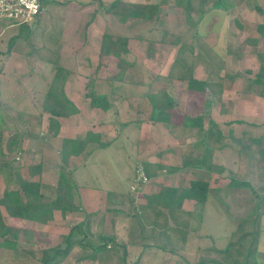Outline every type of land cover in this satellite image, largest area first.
Returning a JSON list of instances; mask_svg holds the SVG:
<instances>
[{
    "label": "crops",
    "instance_id": "crops-1",
    "mask_svg": "<svg viewBox=\"0 0 264 264\" xmlns=\"http://www.w3.org/2000/svg\"><path fill=\"white\" fill-rule=\"evenodd\" d=\"M58 1L59 4H57L58 6L55 7L62 6L61 10L54 7L51 9V11L58 14L57 11L61 13V11L65 10L62 21L64 35L61 34L58 39L54 36H50V40L47 42V44H42L43 38H36L35 40L29 39V33L31 32L22 30L28 25H2L0 27V73L5 71L13 72L14 70H16L17 73H24V71L26 70L38 71V66H40L43 61L39 59V56L51 55V52L49 51L50 48L54 50V52L52 51L53 54L57 55L60 49L66 51L70 50L71 53L69 55L74 56V67L78 71L81 70L83 72H89V68L94 63L95 67L96 65L106 66V61L112 60V64L114 67L112 68V70H119L118 68H121L120 72H122V74L120 76L116 77L114 80L112 79L106 82L104 87L107 86L109 91L108 89H106L99 93L108 94L109 96V94H112L116 90H119L118 93L122 94V89L125 86H130L133 90L134 96H132L131 98H123L117 94V96H119L118 99L110 100L111 107L107 111L103 110L102 108L92 107L91 105H88L87 98L83 96L84 93L81 94V92L83 91V89L80 88V86H83L81 82L78 81L79 87L77 88V86H73L71 81H67L64 89L68 98H70L75 103L79 111L71 114L70 117H57L60 122V130L65 129L66 131V134L60 135L67 138L81 139L84 138L88 132H92L94 134H99L101 140L107 143V145L104 147H99L97 145V142L90 143L86 148V151H89L83 154L71 156L68 163L66 164L68 169L71 172L73 171L76 179H78V185L80 184L81 186L80 189L82 198L85 201L86 205L94 207L95 205H98V203L102 202V197L105 198L107 195H110L108 198H112L113 195L121 196L119 200L115 201L116 203H128L129 201L130 205L139 203L141 206L145 204L143 200H141L140 202L136 200V197L131 196L130 198H127V194H129L130 196L132 190L127 193H116V189H114L115 191L111 188L106 190V188L103 186V166H109L112 170V173L109 174L111 179H117L121 182L120 184L122 185H127L129 184L128 182L133 183V181L135 180L134 172H131L130 170L131 173H127V171L129 170L123 169V167L125 166L124 162L128 159L127 154H124V143H126V137L122 134L120 136L119 134L116 135V133L114 132L115 130L113 129L112 124H115V122L117 121L121 123L123 127H132L137 131H140V137H143L142 142L140 141V143L135 147V154L139 155V157L144 158H140L144 161V168L149 169L150 180L156 182L154 184V186L156 187L155 190L152 193L148 194L157 192L160 185L187 187L190 185V182L192 180L198 179L204 180L209 184V190L205 203L197 205L194 199H184L182 209L179 211L180 216L191 213V206L192 208L197 207L199 209V214L197 213V216L200 217L201 222L206 221V219L207 221H211L212 217H215L216 214H218V216H222L220 210H223V212H225L224 210L230 208V193L232 191H235L238 194L242 193L245 189H249V187L244 186H232V181L248 182L252 185V188H256V185L258 184H263L261 183V179L259 178L261 171L264 170V166L262 165V163H264V155L260 151L261 148H256V150L252 148L256 147L255 144L260 143L258 141H255V139H261V137H264V133L262 134L260 132L258 135H256V130L253 128L255 123L249 124L244 121L242 123V126L246 125L252 128V130H249L247 128L245 130L251 131L253 135L259 137H250L249 141L251 143V146H249L243 142L242 138V141H239L237 138H235L238 134H231V121H228L224 122L226 124L223 125L225 126V128L227 127V131L229 132H226L224 126H220L219 129L221 130L222 137L219 139L214 138V132H211L209 130L213 128L210 123H218L212 120L214 119V113H212V109L217 103L213 101L214 98L212 97L209 90L199 91L196 89H190L188 87V79L193 77L198 80H205L207 82L221 84L223 86L222 98L225 99L237 97L236 94H234V97L227 96L228 89H232V87L237 88V86L241 87V85H243L244 88L248 89L253 85H259L261 87L264 86V78L261 80V78L258 77L260 72V62H258L257 56L258 52H262L264 50V46L261 50H258L257 53H254V62L253 60H251L252 62H250L249 51L251 49V43L246 44L251 40H253L254 43L256 42V39H251V35L259 34L260 36L257 35V37L264 38L258 31V25H264V0H120L119 4H117L116 6H112V3L118 0ZM43 4L44 5L42 13L34 22H32L33 25L30 27L32 31L33 27H35L34 23H37L38 26L42 25L45 21L44 12L48 10L49 7L54 6H48V0H46ZM153 5L158 7L156 8V12H153L154 7H151ZM172 5L174 6L172 7ZM96 8H100V10H98L97 12ZM134 10L140 11V14H135ZM252 17H255L257 19V22L253 23ZM83 18H85L84 21H82ZM30 25L31 24H29V26ZM118 25L122 26L126 30V32L123 34H115L112 30L116 29ZM184 28H187V30L183 31ZM175 31H180V33L175 38L176 41L173 42L170 39ZM106 33L109 34L108 39H110V41H116L119 38L126 39V49L125 51L118 49L120 52L119 56L102 53L101 47L104 34L106 35ZM153 35L156 38H152L151 36ZM187 38L188 40H184ZM219 40H221L222 42L224 41V43L222 45L220 44L217 48L207 45V42H209L210 45H214L215 43L219 44ZM54 41H57V43H54ZM188 41L190 42L189 44H187ZM202 43L205 45L210 54H205V57L208 60V63H206V65L203 63L204 61H200L201 59H204V56L199 51ZM17 47H21L23 49L26 48V51H18ZM167 49H173V51L170 53L167 51ZM166 53H168V56L167 60L164 61L162 58L166 55ZM185 53H192L195 54L194 57L201 58L197 60V62L192 61L191 64L193 66L191 65L190 67H188L187 64L189 63L185 59ZM32 55H36L34 57L35 59L32 58V64H29L28 66V60L25 58L31 57ZM75 56H78L80 60H77L78 58L76 59ZM19 57L21 58L19 64L25 66V68H23L22 70L18 66L16 67L14 64H12L17 62L16 58ZM135 57H137V59L139 60L138 63H136ZM230 63H233V65H231V70L229 71L227 70V68L230 66ZM253 63H255L254 65L256 66H254ZM134 65H136V68L134 67ZM27 66L30 67V69L27 68ZM206 66L208 67L206 68ZM132 69H134L139 75H141L142 78L147 72L156 73L154 75H157V77L155 78V80L158 79L157 84L154 85L151 82L149 85V88L151 86V90H157L159 85H161L158 83L166 84L169 80H173L172 85H176L175 83L178 82L179 79L176 78L175 75L181 70L188 73V76L186 77V90L184 91H186V94L191 93L192 95L198 97L202 94H206L205 99L201 100L204 106L206 105L208 108L210 107L212 113V118L207 116L208 118H210V122L208 124L209 127L206 129L207 126L205 123L203 131H199L194 127L190 128V131L195 132V137L190 136L186 139L174 137L170 132H168L162 122L154 121L152 119V122H142L140 124L141 129L140 127L138 128L135 125H131V122L128 119L122 122V117H120V115L128 114L129 110L132 111V113L129 114L130 118L133 121H136L138 119L135 115L139 114V107L137 108V106H135L134 104V106L136 107V112H134L133 109L129 107L131 105V101L137 100V98L140 96L143 97L141 95V91L143 89H146L147 91L148 81L144 83L142 81L131 82L129 78H125V83L119 81L121 77H123V74L125 75V72H127V70L129 71L127 73V76H129V74L132 73ZM214 72L219 73L217 77L223 84L212 79V73ZM103 81H100V83ZM18 84H10V86H8V90L6 91L3 89V84L0 85L1 99L6 100V98H9L18 103L16 100L20 98H16ZM166 88V93H169V95L173 97V95L170 93H172L171 90L176 88V86H166ZM33 89H36V87H33ZM33 89L30 90L31 94H33V96L38 95V93L34 92ZM11 90L15 91V94L14 92H11ZM144 91L145 90L142 91V94L146 93ZM259 93L260 95L254 96V100L256 101L255 103H257L259 99L264 100V92ZM33 96L32 98H35ZM173 98L176 99V101L178 99L175 97ZM244 99H247V97H245ZM123 102L125 103L123 105H120ZM177 102L178 107L182 108L180 98ZM253 106L255 108L256 105ZM175 111L176 108L170 110L171 122L177 121V119H175V116L177 115L176 113L174 114ZM201 112H203V110L196 112L192 111V115H200ZM242 113H245L244 108L242 109ZM252 115L253 120H249H251L252 122L256 121L254 119H256L258 115ZM221 116H223V120H225V117L231 119L230 114H222ZM71 118L77 119V122H71ZM244 119L248 120L247 118ZM79 130H82V133L77 134V131ZM246 133L248 134V132ZM121 136H123V144L121 146H118V143L121 141ZM162 137L166 142L173 141L174 144L172 145H176V143L179 141V146L172 149L176 150L175 154L177 155H179V152H181V154H184L183 157H186L188 161H193L195 160L194 158L200 156L198 152L199 150H195L197 149L195 148V145L200 146L201 143H204L205 146L202 147V149H204L202 152H204L206 148H213L212 163L214 162V166H217H215V169L211 171L203 165L182 166V160L180 159L177 162H172V160H170V154L168 153L169 149L167 147H164L162 149L157 148L158 145H161L162 143ZM228 137L230 138V140H232L231 142H227ZM247 137H249V134ZM63 138L61 139L59 150L55 151L58 162H60V155L58 157V153H60ZM193 139L195 140L193 141ZM231 143L240 144L241 152L233 151L231 153V148L233 147ZM214 144L217 145L215 146ZM95 146L99 148H95ZM138 147H140V149ZM113 150L115 152H113V154H110ZM121 150L124 153L121 152ZM52 151V148L45 149V152L43 151V155L45 154V156H47L49 153L51 154ZM221 151L223 152V154H225L223 156L222 163L217 161L216 156ZM230 153L235 157H230ZM102 155L104 156V158H102ZM113 157H115V160L112 159ZM73 161H76L77 164H75V162ZM48 162L49 161H47V159H45V162H34L30 164L31 166L26 167V169L29 172L31 168H35L40 165L39 163H41V169H43L46 168V163ZM104 163L105 165H103ZM197 173H199L200 176H197ZM203 173L208 174V177H201ZM29 176L31 175L29 174ZM34 176H37V173ZM128 176L129 178L127 179ZM31 180L36 181L37 179L31 178ZM128 188H130V185L128 186ZM132 192L136 194L139 191ZM125 198L126 200H124ZM212 204H215V213L212 211L214 209L212 208ZM203 205L205 206L204 211ZM140 206H137V208L140 209ZM108 208H110L111 211L118 215L120 213L126 214V211L123 210V208L117 209L118 207H116L115 204L113 206H109ZM148 210L152 211V209L149 208ZM0 211L7 223H11L12 221H14L15 223L27 221L26 219L10 216L6 212L5 208L1 205ZM164 212L166 213V211ZM165 213L161 216H164ZM194 215L195 213L193 214V216ZM246 222L247 220L240 221L238 224V229H240L241 226ZM167 228L171 227L167 225L165 229ZM165 229L156 228L155 233L159 235L157 236L158 239H168V234L166 233ZM171 232L174 233V240H178L180 244L187 237L186 235H189L190 230L182 229L178 232L174 228V230ZM140 237L142 238L141 234ZM210 238L213 243L210 248L213 250L215 240L212 234ZM257 245L260 248V245L256 243V246ZM259 251L261 250H258V252Z\"/></svg>",
    "mask_w": 264,
    "mask_h": 264
},
{
    "label": "rangeland",
    "instance_id": "rangeland-1",
    "mask_svg": "<svg viewBox=\"0 0 264 264\" xmlns=\"http://www.w3.org/2000/svg\"><path fill=\"white\" fill-rule=\"evenodd\" d=\"M58 2H59L58 0H51V1L48 0L49 3L48 6H52V5L54 6L49 7L48 10L44 12L45 21L42 25L38 26L37 23H34L35 27H33V31L32 29H30L33 23H31L30 26L28 25L27 27L22 29L31 32L29 33V39L35 40L36 38L39 39L43 38L42 44L44 43L47 44V42L50 40V36H54L58 39L61 36V34L64 35L62 21L65 14V10L61 11V13L57 11L58 14L51 11L52 8L58 6L57 5L59 4ZM173 6L174 5H172V7ZM55 8H59V10H61L62 6ZM98 10H100V8L99 9L96 8L97 12ZM84 19L85 18H83L82 21H84ZM252 19H253V23L257 22V19L255 17H252ZM184 30H187V28H184L183 31ZM112 31L115 34L116 33L123 34L126 32V30L120 25H118L117 28ZM179 33L180 31H175L173 36H171L170 40L175 42L176 41L175 38L178 36ZM257 35H251V39H256L255 43L253 40L246 43V44L251 43L250 44L251 49L249 51L250 62H252L251 60H253L254 62V53H257V51L261 50L264 46V38L257 37ZM151 37L156 38L154 35ZM184 40H188V38ZM54 43H57V41H54ZM189 43L190 42L188 41L187 44ZM223 43L224 41L222 42L221 40H219V44L215 43L214 45H210V43L207 42V45L214 46L217 48L220 44L222 45ZM173 49H169V50L167 49V51L171 53ZM17 50L26 51V48L23 49L21 47L20 48L17 47ZM49 51L51 52V55L39 56V59L43 61L42 64L40 65L42 67L38 66V71L26 70L24 71V73H17L16 70L13 69L14 70L13 72L5 71L0 73V85L3 84L4 86L3 89L5 91L8 90V86H10V84L17 85L19 83L18 89L16 91V98L20 97L19 99H16L18 103H16V101L12 99L6 98V100H3L0 97V167L3 162L1 155V151H2L3 156H5L4 160L9 159L14 161V164L20 167L21 175L23 177L30 180L31 178L37 179L42 185V190L48 196H51L53 194L52 192H50L52 190L51 187L57 186L60 170L63 169L61 159L60 162H58L55 151L59 150L61 139L64 137L62 135L66 134V131L65 129H63V130H59L58 134L54 133L53 129H51L49 125L50 113L43 110L42 102L53 80L56 68L58 66H62L63 68L69 71V75L65 82L64 89L67 81H71L73 86H77V88L79 87L78 81L81 82V84H83V86H80V88L83 89L81 94L84 93L83 96L87 98L88 105H90V98L86 95L88 84L93 83V88L95 92L99 93L101 91L108 89L107 86L104 87L108 80L109 81L112 79L114 80L116 77L120 76L122 72H120L121 71L120 67L118 68L119 70L117 69L112 70V68H114L112 64L113 60L106 61L107 63L106 66L96 65L95 67V63H94L89 68L90 69L89 72H83L81 70L78 71L74 67V61H75L74 56L69 55L71 53L70 50L66 51L60 49L58 51V55L53 54L54 50H52L51 48L49 49ZM199 51L204 56V59L203 60L201 59L200 61H204L203 63L206 65V63H208V60L206 59L205 56L210 54L203 43L201 44V48H199ZM185 54H186L185 59L189 63L187 64L188 67L192 65L191 64L192 61L197 62V60L201 58V57H194L195 54L192 53H185ZM35 56L36 55H32L31 57L25 58L28 60V66L29 64H32L33 61L32 58H34ZM167 56L168 53H166V55L162 59L166 61ZM75 58L76 59L78 58L77 60H80L78 56H75ZM20 59H21L20 57L16 58L17 62L12 64H14L16 67L18 66L22 70L23 68H25V66L19 64V62L21 61ZM135 61L136 63L139 62L137 57H135ZM258 62H260V59H258ZM254 64L255 63H253V65ZM136 65H134L135 68ZM231 65H233V63H230V66L227 68V70L229 71L231 70L230 69ZM28 66L27 68L30 69V67ZM207 67L208 66H206V68ZM128 70L127 72H125V75L123 74V77H121V79L119 80L120 82L125 83L126 82L125 78H129L131 82L142 81L144 83L148 81V84H147V91L146 89H143L145 90L144 92L146 93L142 94L143 90L141 91V95L143 97L140 96L137 98V100L131 101V105L129 107L132 108L134 112H136L135 106H137V108L139 107V114L135 115L138 119L136 121H133L129 115L132 113V111L129 110L128 114L120 115V117H122V122L128 119L131 122V125H135L138 128L140 127V129H141L140 124L142 122L144 121L152 122L151 120L152 103L150 99L151 95L155 94L161 96L163 93L167 92L166 86L167 87L176 86V88L171 90L172 93L170 94H172L173 97L175 98L178 99L180 98L182 103V108L178 107V102H177L178 99L176 101V99L172 97L177 102V106L172 108V109L176 108L174 114L175 113L177 114L175 116V119H177V121L171 122V126H172L171 131L169 128H167L164 125L168 130V132H170L171 135H173L174 137L186 138V139L190 136L195 137V132L190 131L189 130L190 127H186L182 124L185 116L187 115L194 116L192 115V111L196 112L200 110L201 111L203 110L201 114L205 116L203 122L204 124L206 123L207 126L206 129L209 127L208 124L210 122V118L208 117H211V114L214 113L213 114L214 119L212 120L218 122L215 125L219 128L220 126H224L223 124H226L224 122L231 121L230 122L231 123L230 128L232 131L231 134L233 133L238 134L237 137L235 138H237L238 140L242 138L243 142L246 143V145L251 146V143L249 141L250 137L255 135H253L251 131L245 130L246 128L252 130V128L246 125L242 126V123L244 121L249 124L255 123L253 128L256 130L255 133L256 135H258L260 132L262 134L264 133V100L259 99L257 103H255L256 101L254 100V96L260 95L259 92H264V86L261 87L259 85L258 86L253 85L252 87L246 89L244 88L243 85H241V87L237 86V88L232 87V89L231 88L228 89L227 96L234 97V94H236L237 97L231 99H225L222 98L223 94H221V99H213V101L216 102L217 104H215L211 113L210 107L208 108L206 105L204 106V104H202V100L205 99L206 94H202L198 97L192 95L191 93L186 94V91H184L186 90V77L188 76V73L183 72V70H181L175 75V77L179 79V81L175 83L176 85H172L173 80H169L167 81V83L165 82L168 85L164 83H158L161 85H159L157 90L155 89L151 90V86L149 88L151 82L154 85L157 84L158 79L155 80L157 75H154L156 73L147 72L144 74L142 78L141 75H139L134 69H132V73H130L129 76H127V73L129 72ZM212 74H213L212 79L214 81L222 83L221 81H219L217 77L219 73L214 72ZM100 81L103 82L100 83ZM33 87H36V89H33ZM32 89L34 90V92L38 93V95H36L38 97L33 96V94H31L30 90ZM11 92H14L15 94V91L11 90ZM118 92L119 90H116L114 93L109 94V96L108 94L106 95L109 97V100H113V99L117 100L119 96L123 98H128V97L131 98L132 96H134L133 90L130 86H125L122 89V94ZM184 92L186 95L184 94ZM117 94L119 96H117ZM167 94L169 95V93ZM32 96L35 98H32ZM244 96L247 97L248 100L244 99L245 98ZM124 103L125 102L121 103L120 105H123ZM253 105H256L255 108ZM243 108L246 114L242 113ZM222 114H230L231 119L225 117L226 121L223 120L222 119L223 116H221ZM252 114L258 115L257 118L254 119L256 121L253 122L251 121L253 120ZM244 118H247L248 120ZM71 122H77V119L71 118ZM214 123H210V125L214 127ZM112 126L113 129L115 130L114 132L116 133V135L119 134L120 136L122 134L123 136L126 137L125 140L126 143H124L125 153L122 150L121 152L127 154L128 159L124 162L125 166L123 167V169L129 170L127 171V173L134 172L135 180L133 181V183L128 182L129 184L122 185L120 184L121 182L118 181L117 179H113V178L111 179V177L109 176V174L112 173L110 167L103 166L102 167L103 170L101 169L103 186L106 188V190H108L109 188H111L112 190L116 189V191L114 190L116 193H127L130 192V190L139 191L136 194H134L131 191L130 196L129 194H127V198H130L131 196L136 197V200H138L139 202L143 200V202L146 203L145 201L146 195L148 193H152L155 190L156 187L154 186V184L156 182L150 180V178L148 177V181H146L145 184L141 185L139 189H135V190L133 189V187L137 185L136 180L139 174L138 169L140 168V166L144 168V164H143L144 161L140 159L143 157H139V155L135 154V147L140 143V141L142 142L143 137H140V131H137L132 127H123L121 123H119L118 121L115 122V124L113 123ZM194 128L198 129L196 127ZM225 130L226 132H229L227 131V127L225 128ZM245 131L248 132L249 137H247L248 134ZM78 133H82V130L77 131V134ZM123 136H121V141L118 143V146H121L123 144L122 142ZM12 138L15 139L16 144L9 146V142L11 141ZM162 139L163 140H161L162 141L161 145H158L157 148L162 149L164 147H167L169 149L168 153L170 154V160H172V162H177L179 159L182 160L183 162L184 154H181V152H179L178 153L179 155H177L175 154L176 150L172 149L174 147L179 146V141L176 143V145H172L174 144L173 141L166 142L163 137ZM261 139L262 142L255 144L256 147H253L252 149L256 150V148L260 149L264 147V137H261ZM194 140L195 139H193V141ZM231 141L232 140H230V138L228 137L227 142H231ZM231 144L233 145V147L231 148V153L233 151L241 152L240 144L237 143H231ZM214 145L216 146L217 144ZM204 146H205L204 143H201L200 146L195 145V148H197L195 150L197 151L199 150L198 152L200 156H202L204 153L202 152L204 150L202 149V147ZM50 148H52L53 150L51 154L49 153L47 156H45V154L43 155V151L45 152V149H50ZM95 148H99V147L95 146ZM138 148L140 149V147ZM87 151L85 150L81 154L86 153ZM111 152L112 153L110 154H113V152L115 151L113 150ZM231 153H230V157H235ZM59 155L60 153H58V157ZM224 155L225 154H223L222 151L219 152V154L216 155L217 161L222 163V159ZM102 158H104L103 155ZM45 159L49 161L48 163H46V168L41 169V172H39V175L37 173V176H32V177L29 176L30 173L28 172L26 167L31 166L30 164L34 162L36 163H38L39 161L45 162ZM112 159L115 160V157H113ZM73 162L77 164L76 161ZM39 164L41 165V163ZM214 164L215 163L213 162V165ZM103 165H105V163ZM262 165L264 166V163H262ZM72 174L79 193L77 195L75 194L74 203L77 205L80 204V209L67 211L66 213H62L61 211L56 210L54 212L53 219L48 221L46 224L39 223L36 221H30V220L16 222V223L12 221L11 223H9L21 228V232L19 233L17 239H12V241L14 240L15 242V248L5 245L0 246V264H42L41 259L44 249L59 244L60 242L63 243L64 236H66L70 232L71 227L75 223H78L84 219L90 220V234L88 236V239L93 243H99L98 236L100 234L116 235L117 240L126 245V250H127V255L125 258L126 261H123V259L121 258L122 257L121 248L112 247L111 245H108V250L99 253L96 258H90V257L81 258V256L86 252V250L83 248V246L79 244H75L70 250V253L67 254L60 261L59 264H197L200 262L201 259L208 258L210 256L216 258L217 260L224 261L226 255L224 256V252H222V250L227 248L230 242H231V246L228 248L229 253H235L238 244H240L239 249L240 252H242L246 249L249 242H251V240L256 236H258V241L257 242L255 241L254 243L259 244L260 248L257 245V249L261 250L259 251V258L257 259L260 260L262 264H264V213L263 215L260 214L259 218H256L255 208H254L256 204V200L264 196V170L261 171L259 178L261 179V183L263 184L256 185L257 187L256 188L253 187L254 189L253 188L245 189L242 193L237 194V192L235 191L234 192L232 191L230 193L231 194L230 208L224 210L225 212H223V210H220L222 216L220 215L218 216V214H216L215 217H212L211 221H207L206 219V221L201 222L200 217L197 216V213L199 214V209L197 207L192 208L191 206H190L191 213L185 214L183 216H178L177 221L178 222L187 221L189 223L187 230H190L189 235L185 234L187 237L180 244L178 240H174L173 237L174 233L171 232L169 233L168 239L167 240L165 239L167 242L161 237H160L161 239H158L156 237V239L152 240L151 237H154V235H150L151 230L153 233H155L156 228L157 229L162 228V224L164 221L162 216L158 217L150 210L146 212L148 216L147 220L145 218L144 220L142 219L144 223V228H143L144 231L142 233L141 226L137 222L140 221L141 219L138 220L135 217V213L137 212L138 209L137 206H140L139 203H136L134 205L133 204L130 205L129 201L128 203H120V202L116 203L115 201L119 200L121 196H115V195L112 196L111 194L112 198H108L110 195H107L105 198L102 197L103 199L102 202L98 203V205H95L94 207L86 205L85 201L82 198L81 189H80L81 186L80 184L78 185V181H77L78 179H76L73 171ZM197 176H200L199 173H197ZM201 177L207 178L208 174L203 173ZM128 178L129 176L127 177V179ZM7 185L8 184L5 179V173L0 172V196L3 194V191L6 187L9 188L10 186V188H16L18 186L16 182L14 183L9 182V186ZM129 185L130 188H128ZM124 200H126V198ZM114 204L116 205V207H118L117 209L123 208V210L126 211V214L123 212L124 214L120 213L118 215L113 211H111L110 208L108 207L113 206ZM214 206L215 204H212V208H214ZM204 210H205V206L203 205V211ZM215 210L216 208H214L212 211L215 213ZM194 213L195 215L193 216ZM170 218L168 221H170L171 223L168 221L167 223L170 226L175 227L176 224L174 222L175 220L172 217ZM243 220H247V222L244 225H242L240 229H238L239 222ZM151 223H153L155 227H151L150 226ZM28 232H30L31 235ZM257 232L258 234H256ZM140 234L142 238L140 237ZM211 234L215 240L214 241L215 245L213 250L210 248L211 245L213 244L210 238ZM154 240L156 241V243L154 242ZM2 242H3V238H0V245ZM173 242L178 244H175ZM146 243L152 244L153 247L152 248L144 247ZM157 245H165L167 248L173 247L174 249L176 248V251L174 253L169 251L168 249L161 250V248H158ZM86 249L91 251L89 247ZM237 258L241 259L242 256H237Z\"/></svg>",
    "mask_w": 264,
    "mask_h": 264
},
{
    "label": "trees",
    "instance_id": "trees-1",
    "mask_svg": "<svg viewBox=\"0 0 264 264\" xmlns=\"http://www.w3.org/2000/svg\"><path fill=\"white\" fill-rule=\"evenodd\" d=\"M45 1L46 0H42V4ZM119 2L120 0L112 3V6H116L117 4H119ZM151 7H154L153 12H156V8L158 7L155 5ZM134 13L140 14V11L134 10ZM24 25L26 24H22L19 26ZM258 31L260 32L261 36L264 37L263 24L258 25ZM108 38L109 34H104L101 47L102 53L119 56L120 49L125 51L126 39L117 38L118 40L116 41H110V39ZM257 56L258 59H260V72L258 77H260L262 80L264 78V50L262 52H259ZM68 75L69 71L63 68L62 66H58L56 68L53 80L42 102L43 110L51 114L49 125L50 128L53 129L55 134H58L60 130V122L57 117H67L79 111L78 107L70 98H68L64 90V85ZM188 87L190 89H196L199 91L209 90L214 99H221V94L223 91V86L219 83L198 80L193 77L188 79ZM86 95L90 98V105L92 107L102 108L105 111H107L111 107L109 97L106 94L95 92L93 88V83L87 85ZM150 99L153 108L151 113V119L154 121L162 122L171 131L172 126L170 121V110L177 106V102L167 93H163L161 96L153 94L151 95ZM204 118L205 116L203 114L197 116L187 115L184 117L183 125L190 128L196 127L199 131H203ZM215 124L216 123H214V127L211 128L209 131L214 132V138L219 139L222 137L221 130ZM239 141H242V139L240 138ZM255 141H258L260 143L262 142L261 139H255ZM92 142H97V145L99 147H104L107 145L106 142H103L101 140L99 134H94L92 132H88L87 135L81 139L67 137L63 138L60 149V159L62 162L63 169L60 170L57 186L52 188L51 190V192L53 193L51 196H48L42 190V185L39 181L24 178L21 175L20 167L16 166L14 164V161L12 160H4L5 156H3V153L1 152L3 162L0 167V172L5 173V179L8 184L7 186H9V182H16L18 186L16 188H10L9 186V188L6 187L4 189L3 194L0 196V205L3 206L6 212L12 217L36 221L43 224H46L48 221L53 219L54 212L56 210H59L62 213H66L67 211L79 210L80 204L77 205L74 203L75 194H79L77 185L74 181L72 172L68 169L66 164L68 163L69 158L71 156L81 154ZM14 144H16V141L14 138H12L9 142V146ZM260 151L264 155V147L261 148ZM212 154L213 148H206L203 155L197 156V158H194L195 160L193 161H188L186 157H183L182 166L203 165L208 170L212 171L215 169V166L212 163ZM144 171L149 177V169L144 168ZM39 172H41V165H38L35 168H31L29 171L31 176H34L36 173ZM232 186H244L252 188V185L245 181H232ZM208 190L209 184L206 181L199 179L192 180L190 182V185L187 187H173L160 185L157 192L146 195V203L144 205H141L140 209H137V212L135 213V217L138 220L141 219L140 221H137L141 226V232L143 233L144 231V223L142 219L144 220L145 218L147 220L148 218L146 213L148 211V208L152 209V212L155 213V215L157 214V216L163 215L165 213L164 211H166L165 215L162 216L164 221L162 224V228L164 229L165 227H167V225H169L167 221L170 217L175 220V227L169 225L171 228L165 229L166 233L168 234V237L169 233L173 231L174 228L177 231L182 229L187 230L189 226V223L187 221H177L178 216H180L179 211L182 209L184 199H194L197 205L204 204L207 198ZM263 213L264 196L257 200L255 206L256 218H259V215ZM150 226L155 227L153 223H151ZM20 232L21 228L7 223L4 220L3 215L0 211V238H3V242L1 243V245L15 248V242L14 240L12 241V239H17ZM89 234V219H84L78 223H75L71 227L70 232L66 236H64L63 243L60 242L59 244L44 249L41 259L42 264H59L60 261L67 254L70 253V250L75 244L83 246V248L86 250V252L81 256V258H96L99 253L108 250V245H111L112 247L121 248V258L123 259V261H126V245L120 243L117 240L116 235L100 234L98 236L99 243H93L88 239ZM256 234H258V232ZM150 235H155L156 237L159 236L153 233L152 230ZM155 236L151 237L152 240L156 239ZM257 239L258 236L254 237L251 242H249L246 249L242 252H240V244H238L235 253H229L228 248L231 246L230 242L228 244V247L222 250V252H224V256L226 255L224 261L217 260L216 258L210 256L208 258L201 259L200 262L197 264H262V262L257 259L259 258V252L256 243H254L255 241L257 242ZM157 246L158 248H161V250L168 249L169 251L174 253L176 251V248L174 249L173 247L167 248L163 245ZM88 247L89 249H91V251L86 249ZM144 247L152 248L153 245L146 243ZM237 256H242V258L239 259L237 258Z\"/></svg>",
    "mask_w": 264,
    "mask_h": 264
},
{
    "label": "built area",
    "instance_id": "built-area-1",
    "mask_svg": "<svg viewBox=\"0 0 264 264\" xmlns=\"http://www.w3.org/2000/svg\"><path fill=\"white\" fill-rule=\"evenodd\" d=\"M42 11V0H0V25H29L38 18ZM138 172L137 185L133 187L134 190L148 181V176L142 166Z\"/></svg>",
    "mask_w": 264,
    "mask_h": 264
}]
</instances>
